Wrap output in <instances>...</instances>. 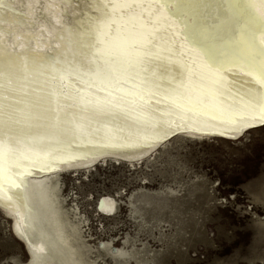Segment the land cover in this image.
Listing matches in <instances>:
<instances>
[{
	"label": "bare ground",
	"instance_id": "bare-ground-1",
	"mask_svg": "<svg viewBox=\"0 0 264 264\" xmlns=\"http://www.w3.org/2000/svg\"><path fill=\"white\" fill-rule=\"evenodd\" d=\"M256 3L0 0V164L20 185L5 180L0 212L26 256L0 264H187L217 249L220 224L209 237L217 219L205 216L214 187L175 156L264 126L241 129L238 115L260 103L245 62V42L259 38ZM167 159L175 167L164 182ZM108 160L139 169L144 184L149 171L160 180L125 195L136 196L124 199L134 232L115 196L92 205L90 167ZM150 203L156 212L145 215ZM252 222L264 235V216ZM240 263L264 264V253L213 262Z\"/></svg>",
	"mask_w": 264,
	"mask_h": 264
},
{
	"label": "rangeland",
	"instance_id": "rangeland-1",
	"mask_svg": "<svg viewBox=\"0 0 264 264\" xmlns=\"http://www.w3.org/2000/svg\"><path fill=\"white\" fill-rule=\"evenodd\" d=\"M175 159L185 161L193 171L202 173L208 183L207 186L214 187V199L211 200V196L205 198L207 202H216V208L206 211L205 214L217 219L215 224L208 225L209 237L213 234L216 225L220 224V231L215 235L217 249L214 251H207L205 247L197 249L200 259L198 256L192 257V261L190 260L187 264H213L214 260H225L236 252L242 257H247L251 252L263 254L264 235L255 236L252 218L264 216V126L250 131L239 141L218 138L198 143L188 151L177 154ZM163 166L162 175L168 179L164 180L166 182L169 181L175 166L169 159ZM90 169L94 173L91 190L92 205L102 193L115 196L120 201V214L125 215L128 229L134 232L132 231L133 215L130 211H126L127 204L124 199L135 200V195L131 198L125 195L137 191L136 188L142 183L140 180V177H143L142 172L139 169L134 172L129 171L123 164H115L113 160ZM147 177L150 180L145 182L147 185L142 183L147 187L154 188L160 182L155 172L149 171ZM200 200L199 196L188 199L184 203L185 210L199 206ZM149 207L151 210L142 211L145 215L156 212L151 203ZM161 216L171 221L175 220L174 215L168 210H165ZM177 216L182 218V214ZM107 219L106 216H100L97 221L99 229L107 227L109 222ZM8 223V219L2 217L0 212V258L9 253H15L18 258L24 260L26 257L24 250L21 244L9 234ZM198 244L196 243V246H202ZM203 245L206 246L208 243ZM190 249L192 247H188L187 251ZM196 251L192 250L191 253L195 254Z\"/></svg>",
	"mask_w": 264,
	"mask_h": 264
},
{
	"label": "snow or ice",
	"instance_id": "snow-or-ice-1",
	"mask_svg": "<svg viewBox=\"0 0 264 264\" xmlns=\"http://www.w3.org/2000/svg\"><path fill=\"white\" fill-rule=\"evenodd\" d=\"M157 2L167 5L169 3H174V0H157ZM225 3L229 7L236 3L244 4L252 8L257 7L256 0H225ZM259 7L262 9L256 16L260 25L259 38L253 35L251 40L245 42V62L247 63L249 73L256 76L260 82V103L250 107L247 111L238 113L239 117L246 121L240 126L241 129L255 127V124L252 122L256 121H258L260 125H264V0H259ZM236 115L237 114H233L231 118L232 123H236ZM0 159H2V154H0ZM54 170V167L49 168V171ZM6 179L13 187H20L14 179L6 177V169L0 164V191L6 190L4 186Z\"/></svg>",
	"mask_w": 264,
	"mask_h": 264
}]
</instances>
